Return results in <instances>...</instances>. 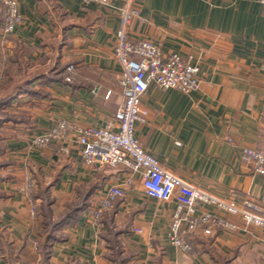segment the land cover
<instances>
[{"label":"crops","instance_id":"1","mask_svg":"<svg viewBox=\"0 0 264 264\" xmlns=\"http://www.w3.org/2000/svg\"><path fill=\"white\" fill-rule=\"evenodd\" d=\"M17 1L24 23L5 42L0 3V101L9 97L8 115L0 118V264H264V229L246 226L240 215L221 213L237 228L199 233L185 253L169 241L174 201L148 197L138 179L126 184L131 174L124 167L87 165L74 139L64 152L58 143L32 145L62 120L82 128L114 120L124 103L115 54L120 9L130 1L144 21L134 17L129 36L152 40L164 56L191 58L202 80L190 95L151 85L137 139L194 185L234 201H259L264 178L241 158L245 148L264 150L258 0ZM26 175L37 183L36 216L22 189ZM112 186L125 196L98 225L94 209Z\"/></svg>","mask_w":264,"mask_h":264},{"label":"built area","instance_id":"2","mask_svg":"<svg viewBox=\"0 0 264 264\" xmlns=\"http://www.w3.org/2000/svg\"><path fill=\"white\" fill-rule=\"evenodd\" d=\"M109 6L112 0H83ZM264 11V0H258ZM5 8L1 32L4 42L24 23L17 0H0ZM140 10L130 1L120 9V28L117 32L115 54L122 67L124 103L115 113L114 120L105 127L82 128L68 120L60 121L48 132L37 135L32 145L48 148L53 143L61 145L74 139L79 154L87 165L124 167L130 171L126 184L140 180L144 193L161 201H174L175 210L170 224V244L185 253H191L199 233L211 236L216 229L234 230L236 225L221 213L240 215L246 226L264 229V197L255 202L250 199L234 201L194 185L176 175L151 153L135 135L136 125L147 122L148 111L142 108V98L151 85L161 89H174L190 95L201 89L200 68L191 58L179 54L164 56L158 44L152 40H133L129 36V25L134 17H141ZM144 21L143 18H140ZM7 56V54L5 53ZM241 158L247 162L254 175L264 178V150L245 148ZM36 180L31 175L24 179L23 192L29 200L32 215L37 207L32 200ZM125 196L121 186L110 187L94 209V220L100 225L105 214L111 212L119 198ZM202 206L214 207L218 213L202 210ZM80 264H94L81 262ZM135 264H148L136 261Z\"/></svg>","mask_w":264,"mask_h":264},{"label":"trees","instance_id":"3","mask_svg":"<svg viewBox=\"0 0 264 264\" xmlns=\"http://www.w3.org/2000/svg\"><path fill=\"white\" fill-rule=\"evenodd\" d=\"M1 88H3V86L2 85H0V89ZM9 97L8 98H6V99H2V101H0V114L1 115H3V116H1L0 118H6L7 117V115L8 114H6V112H5V107L7 106V104L9 103ZM56 227H58L57 226V224L55 225ZM55 226L53 227V231L55 230L54 228H55ZM44 249H43V253L45 254V256L46 255H48L49 254V252H48V246H45V247H43Z\"/></svg>","mask_w":264,"mask_h":264},{"label":"rangeland","instance_id":"4","mask_svg":"<svg viewBox=\"0 0 264 264\" xmlns=\"http://www.w3.org/2000/svg\"><path fill=\"white\" fill-rule=\"evenodd\" d=\"M1 116H3V115L0 114V117H1Z\"/></svg>","mask_w":264,"mask_h":264}]
</instances>
